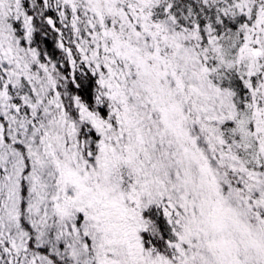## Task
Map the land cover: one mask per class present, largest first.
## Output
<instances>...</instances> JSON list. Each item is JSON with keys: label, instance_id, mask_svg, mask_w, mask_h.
I'll return each instance as SVG.
<instances>
[{"label": "snow or ice", "instance_id": "obj_1", "mask_svg": "<svg viewBox=\"0 0 264 264\" xmlns=\"http://www.w3.org/2000/svg\"><path fill=\"white\" fill-rule=\"evenodd\" d=\"M0 264H264V0H0Z\"/></svg>", "mask_w": 264, "mask_h": 264}]
</instances>
